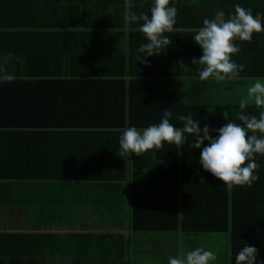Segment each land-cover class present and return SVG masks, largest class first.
Here are the masks:
<instances>
[{
    "label": "trees",
    "instance_id": "trees-1",
    "mask_svg": "<svg viewBox=\"0 0 264 264\" xmlns=\"http://www.w3.org/2000/svg\"><path fill=\"white\" fill-rule=\"evenodd\" d=\"M122 3L0 0V75L12 76L0 82V264H167L197 246L235 264L243 244L264 264V155L252 186L231 190L187 142L116 155L122 129L158 124L165 108L174 126L191 113L211 136L224 111L239 123L242 99L258 117L243 87L264 78V31L236 42L243 70L219 83L194 78L191 35L233 4L264 16V0H175L172 45L142 61L144 37L123 26ZM134 3L147 13L151 0Z\"/></svg>",
    "mask_w": 264,
    "mask_h": 264
},
{
    "label": "clouds",
    "instance_id": "clouds-1",
    "mask_svg": "<svg viewBox=\"0 0 264 264\" xmlns=\"http://www.w3.org/2000/svg\"><path fill=\"white\" fill-rule=\"evenodd\" d=\"M134 0H123L122 22L127 28L129 24L138 25V31L144 41L136 49L138 61L144 58L159 56L166 52L172 39L167 33L173 31L176 24L175 0H151L148 12H133ZM233 11L225 16L223 10H216L211 18H205L202 26L195 29L191 40L201 55L192 58L197 67L196 79L219 82L238 78L243 65L237 64L233 56L240 51L237 41L251 42L253 33L264 31V16L253 12L250 8L233 4ZM142 54V56H141ZM146 63V61H144ZM183 66V60L177 62ZM11 75H0V82L11 80ZM247 96L259 109L258 117L249 115L245 110L246 101L239 102L240 111L236 112L235 123L229 119V112L224 111L221 117L226 121L211 136L205 124L200 126L193 114L178 115L176 119L181 126L170 123L172 113L165 108L158 124H149L137 129L128 126L121 130L118 138V155L126 161L129 155L141 156L142 153L154 154L165 144L181 149L187 142L190 149H199L198 164L203 171L222 182V187L231 190L234 186L251 187L257 180L256 155H264V78L253 80L246 89ZM206 142V143H205ZM203 144V147H202ZM130 162V161H129ZM181 218L182 215H181ZM235 264H261L258 260V249L243 244L234 256ZM214 251L202 246L194 247L182 255L169 256L167 264H216Z\"/></svg>",
    "mask_w": 264,
    "mask_h": 264
},
{
    "label": "crops",
    "instance_id": "crops-1",
    "mask_svg": "<svg viewBox=\"0 0 264 264\" xmlns=\"http://www.w3.org/2000/svg\"><path fill=\"white\" fill-rule=\"evenodd\" d=\"M254 79H251V81H250V83L253 81ZM247 81V80H246ZM214 82H216V81H214ZM249 82V81H248ZM237 88V87H236ZM226 88L225 87H223V88H219V92L222 94V96H224V95H226V94H228L229 92H227L226 90H225ZM232 91V90H231ZM220 93H218L217 92V89H215V90H212V93L211 94H213L214 95V99H216V95L218 94V95H221ZM234 92L232 91V92H230V94H232V95H234L233 94ZM0 188H1V190H4V185H0ZM61 195H63V197L62 198H64V195L66 194L65 192H64V189L62 188L61 189ZM51 225V224H50ZM46 226H48V225H46ZM46 229V231L45 232H48V229L47 228H45ZM55 233H61V234H66L64 231H56Z\"/></svg>",
    "mask_w": 264,
    "mask_h": 264
},
{
    "label": "rangeland",
    "instance_id": "rangeland-1",
    "mask_svg": "<svg viewBox=\"0 0 264 264\" xmlns=\"http://www.w3.org/2000/svg\"><path fill=\"white\" fill-rule=\"evenodd\" d=\"M249 84L250 83H246L245 85H244V87L243 88H245V89H247V87L249 86ZM248 99H249V101L252 103V101H251V98H249V97H247Z\"/></svg>",
    "mask_w": 264,
    "mask_h": 264
}]
</instances>
